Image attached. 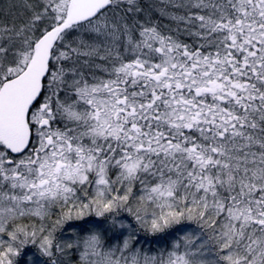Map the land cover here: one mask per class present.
I'll use <instances>...</instances> for the list:
<instances>
[{"label":"snow or ice","instance_id":"snow-or-ice-1","mask_svg":"<svg viewBox=\"0 0 264 264\" xmlns=\"http://www.w3.org/2000/svg\"><path fill=\"white\" fill-rule=\"evenodd\" d=\"M0 264H264V0H0Z\"/></svg>","mask_w":264,"mask_h":264}]
</instances>
